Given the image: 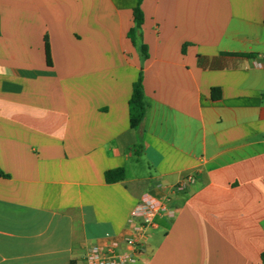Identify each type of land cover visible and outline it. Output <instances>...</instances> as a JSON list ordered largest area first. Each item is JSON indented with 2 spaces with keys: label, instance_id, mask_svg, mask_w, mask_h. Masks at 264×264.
<instances>
[{
  "label": "crops",
  "instance_id": "obj_1",
  "mask_svg": "<svg viewBox=\"0 0 264 264\" xmlns=\"http://www.w3.org/2000/svg\"><path fill=\"white\" fill-rule=\"evenodd\" d=\"M136 4L0 0V264L122 249L145 193L131 264H264V0H143L134 45Z\"/></svg>",
  "mask_w": 264,
  "mask_h": 264
},
{
  "label": "built area",
  "instance_id": "obj_2",
  "mask_svg": "<svg viewBox=\"0 0 264 264\" xmlns=\"http://www.w3.org/2000/svg\"><path fill=\"white\" fill-rule=\"evenodd\" d=\"M193 178L188 176L173 187L175 192H182L186 189L188 182ZM167 207L160 199L145 193L143 194L128 219L129 232L124 237L123 248L117 242H110L101 247L94 245L88 249L83 258L72 264H131L136 261L141 253L146 232L154 226L155 218Z\"/></svg>",
  "mask_w": 264,
  "mask_h": 264
},
{
  "label": "trees",
  "instance_id": "obj_3",
  "mask_svg": "<svg viewBox=\"0 0 264 264\" xmlns=\"http://www.w3.org/2000/svg\"><path fill=\"white\" fill-rule=\"evenodd\" d=\"M143 0H137V4L133 9V24L134 26L128 32V38L132 44L137 43V37L139 29L141 28L144 22V15L141 9ZM47 61L50 64L49 58V46L47 38L45 39ZM140 50L144 57H147V46L144 44L140 45ZM142 75L140 74L137 80L132 85V92L128 103V115H129V126L131 129H136L140 126L145 112H146V103L143 93V82ZM215 90H212L214 92ZM1 174V173H0ZM124 179V170L115 169L105 172V180L108 183L118 182ZM262 263H264V253L261 255Z\"/></svg>",
  "mask_w": 264,
  "mask_h": 264
}]
</instances>
